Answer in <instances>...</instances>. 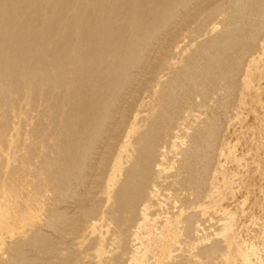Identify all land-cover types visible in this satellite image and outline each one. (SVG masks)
<instances>
[{
  "label": "bare ground",
  "instance_id": "1",
  "mask_svg": "<svg viewBox=\"0 0 264 264\" xmlns=\"http://www.w3.org/2000/svg\"><path fill=\"white\" fill-rule=\"evenodd\" d=\"M2 263L264 264V0H0Z\"/></svg>",
  "mask_w": 264,
  "mask_h": 264
},
{
  "label": "rangeland",
  "instance_id": "2",
  "mask_svg": "<svg viewBox=\"0 0 264 264\" xmlns=\"http://www.w3.org/2000/svg\"><path fill=\"white\" fill-rule=\"evenodd\" d=\"M109 245H110V244H109ZM109 245L107 246L108 249H109V247H111V246H109ZM108 249H107V250H108ZM109 250H110V249H109ZM89 252L92 254V256L95 255V252H93V250H89ZM34 254L41 255V253H38V252L31 253L30 255H34ZM2 264H4V263H2Z\"/></svg>",
  "mask_w": 264,
  "mask_h": 264
}]
</instances>
